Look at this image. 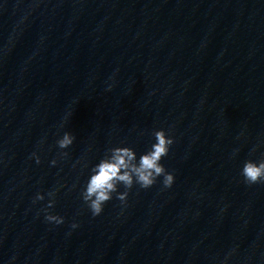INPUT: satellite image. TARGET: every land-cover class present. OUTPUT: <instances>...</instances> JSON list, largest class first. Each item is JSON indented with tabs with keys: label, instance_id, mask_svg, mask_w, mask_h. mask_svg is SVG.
I'll use <instances>...</instances> for the list:
<instances>
[{
	"label": "water",
	"instance_id": "water-1",
	"mask_svg": "<svg viewBox=\"0 0 264 264\" xmlns=\"http://www.w3.org/2000/svg\"><path fill=\"white\" fill-rule=\"evenodd\" d=\"M159 128L174 185L94 217L83 163ZM262 157L264 0H0V264H264ZM60 185L54 225L33 200Z\"/></svg>",
	"mask_w": 264,
	"mask_h": 264
},
{
	"label": "clouds",
	"instance_id": "clouds-1",
	"mask_svg": "<svg viewBox=\"0 0 264 264\" xmlns=\"http://www.w3.org/2000/svg\"><path fill=\"white\" fill-rule=\"evenodd\" d=\"M112 85H109L111 90ZM69 115H71L69 113ZM68 122V116L60 124V128H65ZM153 142L150 147L142 153L124 142L120 145L110 147L104 155L90 166L83 163L84 168H88L86 183L81 189V198L90 209L92 215L100 216L105 205L111 201L115 195L123 204H127L131 189L138 185L141 189H149L162 178V184L165 189L171 188L175 181V173L169 171L163 160L171 151L176 142L175 136L169 135L164 128H159L152 133ZM76 141V136L72 131H63V134L56 140V145L63 150L59 153V159L69 156V149ZM46 142V138L41 141V146ZM255 152L256 149H253ZM239 149L234 155L238 154ZM31 158L37 164L41 163V156L38 151L31 154ZM78 164L82 161H77ZM51 166L58 164V159L50 161ZM75 166V165H74ZM240 174L244 182L248 185L264 183V157L259 159L249 158L243 162ZM63 185L57 186L45 195L44 192H37L33 202L44 201L47 197V204L43 207L45 220L54 225H60L65 222V217L54 211L57 203V194ZM123 188V190H121ZM78 222H73L72 229L79 228Z\"/></svg>",
	"mask_w": 264,
	"mask_h": 264
}]
</instances>
